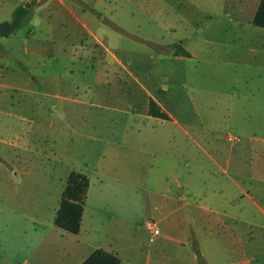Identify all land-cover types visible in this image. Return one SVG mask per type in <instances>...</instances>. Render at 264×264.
Returning a JSON list of instances; mask_svg holds the SVG:
<instances>
[{
  "label": "rangeland",
  "instance_id": "1",
  "mask_svg": "<svg viewBox=\"0 0 264 264\" xmlns=\"http://www.w3.org/2000/svg\"><path fill=\"white\" fill-rule=\"evenodd\" d=\"M253 10L256 0H41L0 39V195L11 187L25 210L63 190L70 171L86 174L88 212L128 248L122 264H204L194 255L206 251L211 228L234 243L255 237L252 222L210 225L208 211H179L159 183L173 171L204 177L219 168L214 159L233 162L239 151L241 173L255 174L240 179L239 199L254 207L248 139L264 136V28L252 24ZM249 215L256 220V208ZM9 218L19 216L0 212V264H33L29 224ZM149 218L159 223L155 237ZM244 240L231 246L234 259L256 254ZM58 241L45 263L79 262L76 240Z\"/></svg>",
  "mask_w": 264,
  "mask_h": 264
},
{
  "label": "crops",
  "instance_id": "2",
  "mask_svg": "<svg viewBox=\"0 0 264 264\" xmlns=\"http://www.w3.org/2000/svg\"><path fill=\"white\" fill-rule=\"evenodd\" d=\"M27 1L29 0H0V22L10 19L9 17H12L16 7ZM259 3L260 0H256V10ZM255 11L253 10V16ZM256 27L264 28L259 26ZM175 123L178 124L179 127H185L182 126L179 121H175ZM187 134L190 135L189 130H185V135ZM173 135L174 134H172V136ZM4 140L5 139L2 140L3 144ZM248 140L251 144L249 149L251 155L256 158V187H253L254 190H256V202L252 201L254 207H251L250 202H244L239 199V196L244 195V187L241 186L240 179L242 182H245L247 177L248 179L251 178L252 180H255L254 170H252V175L249 176H244V174L241 173V160H244L245 162V159L240 156L239 151L236 153L233 162L231 161L232 155H230L223 164L218 163L217 160L214 159V162L219 168L212 170L209 169V171H211L205 173L204 177L202 176L205 171H201V174H196L193 171L186 170L178 173L173 171L165 178L161 177L159 180L162 189L161 191H163L164 196L167 199L174 200V206H177L179 211L180 209H184L192 216L197 213L196 208H200V210H203L204 212L208 211L210 225L215 223H225L226 220L230 218L241 223L252 222L256 224L255 237L239 238L235 240L236 243H234L232 238L227 234L223 232L219 233L218 231L216 232L211 228L205 239L206 251L203 252V254L201 252V256H206L204 264H216L214 263V259L218 257L224 259L226 254L229 255L228 257L230 259L225 264L264 263V136L254 135L250 136ZM196 144L201 146L200 142H196ZM216 152H218V150H216ZM1 167L2 166L0 165V178L3 177ZM121 171L123 174L131 172L127 169ZM12 172L13 170H11V174ZM134 172L135 170H133L132 174ZM219 174L222 176H219ZM103 175H110L112 178H115V181H120L119 178H121L120 176H115L112 169L103 170ZM199 175L201 180L198 179ZM224 177L227 179H224ZM230 182L231 184H229ZM249 183L250 186H252V183ZM90 185L88 189V197L84 206L81 228L76 234L67 232L52 223V221L54 222V217L59 208L63 192L62 189H60L56 195L53 194L52 196V193L49 194L48 199L47 197L43 199L37 197L34 198L32 206L27 207L25 210H21L20 207L19 200L21 199V196H17L11 187H6V193L3 192L0 195V208L5 206L1 208L2 210H0V212L7 211L8 214H13L14 216L18 214L19 218H9L12 223H15L16 220L22 219L29 224L25 233L28 232V236L31 237L33 241L30 245L34 258L33 264H42V262L39 261V259L42 258H44V260L46 258L44 261V264H46L45 262L47 259H51L50 257L53 253L52 248L59 244L58 239L60 237L65 240L70 238L76 240L75 243H70L73 248V257H75V260L78 258L79 261L76 264H80L95 249H104L116 253L120 258L122 257V251L128 249L126 247H117L114 244L115 239L107 237L109 235L107 229L105 230L101 226V224L104 223L96 214L88 212L87 204L90 200ZM1 189H3V187H1ZM119 207L121 211L119 213L121 216L128 214L127 203L120 202ZM253 208H256V220L251 219L249 215ZM212 216L215 217L213 218ZM12 223L9 224L13 225ZM182 237H184V234L174 240H180ZM243 239H245L244 241L246 243L256 247V254L253 253L250 258L245 260H242V258L239 259V257L234 259L236 254H231L230 248L231 246H238V241H243ZM227 241H230V244H226ZM1 242L4 248H9L5 238L2 239ZM23 242L22 237L19 235L18 246L21 247ZM129 249H131V247H129ZM66 251L71 250L68 249ZM131 252L133 253V251ZM196 256L197 255H194L195 259ZM61 263L63 264V262H60L59 264Z\"/></svg>",
  "mask_w": 264,
  "mask_h": 264
},
{
  "label": "trees",
  "instance_id": "3",
  "mask_svg": "<svg viewBox=\"0 0 264 264\" xmlns=\"http://www.w3.org/2000/svg\"><path fill=\"white\" fill-rule=\"evenodd\" d=\"M41 0H29L16 7L11 20L0 22V39L8 37L24 26L33 9ZM255 26L264 27V0L260 3L252 19ZM89 177L77 170L70 171L62 192L54 224L59 228L76 234L80 231L84 206L88 197ZM80 264H122L120 257L104 249H95Z\"/></svg>",
  "mask_w": 264,
  "mask_h": 264
},
{
  "label": "built area",
  "instance_id": "4",
  "mask_svg": "<svg viewBox=\"0 0 264 264\" xmlns=\"http://www.w3.org/2000/svg\"><path fill=\"white\" fill-rule=\"evenodd\" d=\"M229 139L235 142V141H237L238 138L231 135L229 137ZM146 229H147V231H149V233L152 237H155V236L160 234L159 223L154 218L148 219V221L146 223Z\"/></svg>",
  "mask_w": 264,
  "mask_h": 264
},
{
  "label": "water",
  "instance_id": "5",
  "mask_svg": "<svg viewBox=\"0 0 264 264\" xmlns=\"http://www.w3.org/2000/svg\"><path fill=\"white\" fill-rule=\"evenodd\" d=\"M196 255H197L198 257H200V256H201V252H200V251H197Z\"/></svg>",
  "mask_w": 264,
  "mask_h": 264
}]
</instances>
